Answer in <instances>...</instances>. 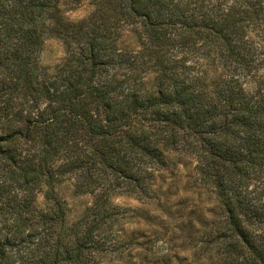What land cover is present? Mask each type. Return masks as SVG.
I'll list each match as a JSON object with an SVG mask.
<instances>
[{"label":"trees","instance_id":"1","mask_svg":"<svg viewBox=\"0 0 264 264\" xmlns=\"http://www.w3.org/2000/svg\"><path fill=\"white\" fill-rule=\"evenodd\" d=\"M88 1L73 22L60 0H0V264L121 256L133 239L117 224L139 212L114 199H156L172 154L194 159L218 210L195 260L153 264H264V0ZM49 37L66 48L52 71ZM66 181L93 196L72 223Z\"/></svg>","mask_w":264,"mask_h":264},{"label":"rangeland","instance_id":"2","mask_svg":"<svg viewBox=\"0 0 264 264\" xmlns=\"http://www.w3.org/2000/svg\"><path fill=\"white\" fill-rule=\"evenodd\" d=\"M60 8L69 21H79L88 17L92 7L88 0L74 3L60 0ZM119 44L122 48L138 50L139 40L135 31L125 28ZM66 57L63 42L56 37L44 41L40 54L42 66L52 71ZM214 77V72L209 71ZM156 199L138 201L130 197H119L114 203L121 207L137 210L138 215L119 221L117 229L125 239H133L125 252L102 264H153L164 256L180 255L195 260L199 255L197 238L205 227H209L213 215L217 213L218 202L210 186L202 185L195 172V161L190 155L172 154L168 167L157 174L154 185ZM58 195L68 208V221L78 220L93 202L91 195H77L73 181H66L57 188ZM40 208L52 201L45 192L36 200ZM206 259L196 260V264H206Z\"/></svg>","mask_w":264,"mask_h":264}]
</instances>
